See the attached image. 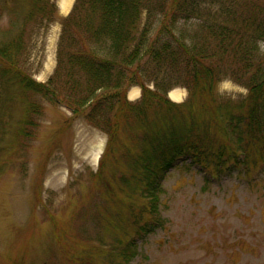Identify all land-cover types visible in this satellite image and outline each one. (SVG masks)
Instances as JSON below:
<instances>
[{
    "label": "trees",
    "instance_id": "16d2710c",
    "mask_svg": "<svg viewBox=\"0 0 264 264\" xmlns=\"http://www.w3.org/2000/svg\"><path fill=\"white\" fill-rule=\"evenodd\" d=\"M57 19L54 1L31 0L20 32L0 44V111L25 105L16 139L33 136L43 115L35 96L107 135L96 183L144 202L131 207L136 236L109 247L112 262L131 264L137 238L165 224L163 181L179 162L213 177L264 166V0H76L61 20L56 69L38 82L21 66L27 27ZM225 80L247 95L221 97ZM133 87L137 101L127 97ZM177 88L188 91L182 103L168 96Z\"/></svg>",
    "mask_w": 264,
    "mask_h": 264
},
{
    "label": "rangeland",
    "instance_id": "374dc122",
    "mask_svg": "<svg viewBox=\"0 0 264 264\" xmlns=\"http://www.w3.org/2000/svg\"><path fill=\"white\" fill-rule=\"evenodd\" d=\"M52 1L58 19L27 27L21 61L42 83L56 69L61 20L76 3ZM30 6L31 0H0V44L20 32ZM247 93L231 80L218 86L225 98ZM127 97L139 100L141 89L131 88ZM169 97L182 103L188 91L177 88ZM32 100L43 115L34 116L31 137L14 136L25 111L21 101L4 103L0 111V264H71L72 258L80 264L88 254L94 264H117L109 247L116 238L136 236L131 207L139 212L143 200L119 193L115 184L112 197L96 183L106 134L63 106ZM160 211L164 226L137 238L141 255L131 264H264V166L245 177H213L179 162L163 181Z\"/></svg>",
    "mask_w": 264,
    "mask_h": 264
}]
</instances>
